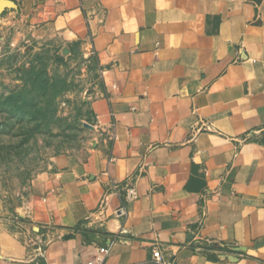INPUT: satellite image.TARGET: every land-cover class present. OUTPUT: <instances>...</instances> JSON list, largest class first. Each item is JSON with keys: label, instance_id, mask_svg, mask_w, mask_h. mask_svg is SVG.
Returning a JSON list of instances; mask_svg holds the SVG:
<instances>
[{"label": "crops", "instance_id": "obj_1", "mask_svg": "<svg viewBox=\"0 0 264 264\" xmlns=\"http://www.w3.org/2000/svg\"><path fill=\"white\" fill-rule=\"evenodd\" d=\"M7 1L90 55L105 135L36 175L0 264H86L103 242L106 264H157L155 246L177 264H264V0Z\"/></svg>", "mask_w": 264, "mask_h": 264}, {"label": "rangeland", "instance_id": "obj_2", "mask_svg": "<svg viewBox=\"0 0 264 264\" xmlns=\"http://www.w3.org/2000/svg\"><path fill=\"white\" fill-rule=\"evenodd\" d=\"M0 1V96L24 86L28 70L41 74L44 117L33 120L0 103V227L29 226L27 206L34 178L51 170L60 154H86L104 137L92 118L99 71L79 47L34 34L20 12ZM30 87V86H28Z\"/></svg>", "mask_w": 264, "mask_h": 264}, {"label": "trees", "instance_id": "obj_3", "mask_svg": "<svg viewBox=\"0 0 264 264\" xmlns=\"http://www.w3.org/2000/svg\"><path fill=\"white\" fill-rule=\"evenodd\" d=\"M46 84L47 82L42 79L41 74L35 69L28 70L26 84L6 96L1 95L0 103L11 107L20 115L28 116L33 120H39L44 117L39 95L46 89Z\"/></svg>", "mask_w": 264, "mask_h": 264}, {"label": "built area", "instance_id": "obj_4", "mask_svg": "<svg viewBox=\"0 0 264 264\" xmlns=\"http://www.w3.org/2000/svg\"><path fill=\"white\" fill-rule=\"evenodd\" d=\"M202 129L203 126H200L195 129V132L201 131ZM124 185L126 188L125 201L135 199L138 196V191L134 181L128 180ZM113 190L118 192V184H113ZM116 214L117 216H127L128 209L125 203H122L121 206L116 210ZM109 252L110 246L105 242H103V244L97 245L96 258L88 261L86 264H106V257L108 256ZM152 260L157 264H177L174 258L167 256L158 246H155L152 250Z\"/></svg>", "mask_w": 264, "mask_h": 264}, {"label": "water", "instance_id": "obj_5", "mask_svg": "<svg viewBox=\"0 0 264 264\" xmlns=\"http://www.w3.org/2000/svg\"><path fill=\"white\" fill-rule=\"evenodd\" d=\"M1 5H12V2L11 1H7V0H3L2 2H1Z\"/></svg>", "mask_w": 264, "mask_h": 264}]
</instances>
